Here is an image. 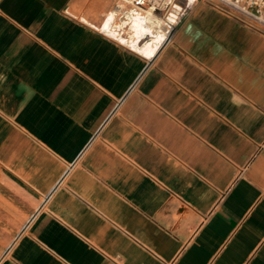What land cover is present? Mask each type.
I'll list each match as a JSON object with an SVG mask.
<instances>
[{
	"label": "crops",
	"instance_id": "0c3cea01",
	"mask_svg": "<svg viewBox=\"0 0 264 264\" xmlns=\"http://www.w3.org/2000/svg\"><path fill=\"white\" fill-rule=\"evenodd\" d=\"M116 9L0 0V264H264V33Z\"/></svg>",
	"mask_w": 264,
	"mask_h": 264
},
{
	"label": "built area",
	"instance_id": "2783aa9c",
	"mask_svg": "<svg viewBox=\"0 0 264 264\" xmlns=\"http://www.w3.org/2000/svg\"><path fill=\"white\" fill-rule=\"evenodd\" d=\"M199 1L222 8L237 21L264 33V0H117V9L113 14L114 17L109 19L111 22V24L109 22V28L102 25L101 30L122 42L117 36H123L121 29L128 27V22H125L129 20L127 18L141 19L142 23L151 24L153 32L158 35V40L155 42V50H158L171 41L180 16ZM115 17L123 19L124 23L120 29L116 27L117 29L114 30L110 25H113ZM111 31L114 36L110 33ZM153 36L145 34L143 35L145 38H140L142 42L139 39L135 43L129 41L127 45L130 49L136 50L134 47L142 45Z\"/></svg>",
	"mask_w": 264,
	"mask_h": 264
},
{
	"label": "rangeland",
	"instance_id": "374dc122",
	"mask_svg": "<svg viewBox=\"0 0 264 264\" xmlns=\"http://www.w3.org/2000/svg\"><path fill=\"white\" fill-rule=\"evenodd\" d=\"M126 21H127V20H126ZM116 25H117V26H120L119 21L116 22ZM128 27H129V28H128ZM128 27L126 26V27L122 28L121 31L124 33V35H123L122 37H124V38H128V40H130V38H132V32H131V30H130V26H129V24H128ZM152 29H153V28H152V25H150V31H151V32H148L146 36H148V35H149V36H151V35H152V36H153V35H154V36L157 35L156 33L153 32ZM251 29H252V28H251ZM254 30H255V29H254ZM256 31H257V30H256ZM127 36H128V37H127ZM140 38L143 39V38H145V37H140ZM140 38H139V39H140ZM149 41H151V39L146 40L144 43H147V42H149ZM141 42H142V40H141ZM131 43H132V42H131ZM133 43H135V42H133ZM144 43H143V44H144ZM143 44H142V45H139V46H136V47H141V49L139 48L138 51L141 52L142 54H145L144 50H142ZM154 44H155V42H154ZM155 45H156V44H155ZM136 47H135V48H136Z\"/></svg>",
	"mask_w": 264,
	"mask_h": 264
},
{
	"label": "bare ground",
	"instance_id": "6f19581e",
	"mask_svg": "<svg viewBox=\"0 0 264 264\" xmlns=\"http://www.w3.org/2000/svg\"><path fill=\"white\" fill-rule=\"evenodd\" d=\"M106 23H107V22H106ZM106 23H105V24H106ZM135 24H136V23H135ZM106 25H107V24H106ZM131 25H132V24H131ZM146 25L150 27L151 24H146ZM107 26H108V25H107ZM107 28H108V27H107ZM142 29H143V27H142ZM140 30H141V29H140ZM135 32H136V31H135ZM135 36H136V34H135ZM157 39H158V38H156V40H157ZM155 42H156V41H155ZM147 44H148V43H147ZM152 50H153V49H152ZM144 51H145V50H144ZM154 51H155V50H154ZM153 53H154V52H153ZM146 54H147V53H146Z\"/></svg>",
	"mask_w": 264,
	"mask_h": 264
}]
</instances>
